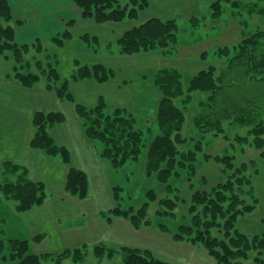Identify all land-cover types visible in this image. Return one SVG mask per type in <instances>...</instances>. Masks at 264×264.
Instances as JSON below:
<instances>
[{
    "label": "rangeland",
    "instance_id": "obj_1",
    "mask_svg": "<svg viewBox=\"0 0 264 264\" xmlns=\"http://www.w3.org/2000/svg\"><path fill=\"white\" fill-rule=\"evenodd\" d=\"M127 1H123V5ZM215 1L148 0L149 6L139 12L137 19L106 24H99L92 18H84L81 9L73 0H27L29 5L24 7L25 12L21 16L16 14L21 8L19 4L17 2H13V6L10 4L14 18L10 24L15 29H19L22 19L26 18L23 22L24 33H27L30 39L29 43H20L18 40L17 43L32 45L40 41L43 44L42 53L32 51L27 57L30 59L31 71L38 73L41 67L55 68L61 77L56 86L60 87L65 81L68 82L69 92L76 102L59 101L57 106L61 110H35L30 119L34 131L31 141L24 142L23 139H18L21 127L17 126L14 143L0 144L2 155L7 157L12 151L15 152V156H18L22 151L26 153L28 147L36 150L31 147L37 132L33 125L34 114L61 112L66 116V123L52 127L49 130L51 136L57 145H59L57 141L65 143L72 157H75V151L78 152V150L72 148L70 141L73 136L77 138L80 153L82 155L88 153L93 159L89 161V165L92 171L97 169V175L93 177L94 186L90 188L88 196L80 199L65 189L66 177L72 162L69 166L65 165L60 157L48 156L40 150L36 151L41 152L44 157H40L39 163L30 169L23 164L24 161L21 163L8 158L4 159L3 168L0 170V185L17 184L24 176L32 182H42L45 185L47 197L41 206L20 213L17 210L19 207L17 201L5 193L0 194V264H19L21 261L13 258L16 252L14 243L23 241L28 242V255H51L49 260L41 264H123L120 252L123 247L149 250L157 259L169 264H218L202 243L195 242L187 236L182 241L174 238L181 226L191 225L195 215H201L202 219H205L202 206L197 207L194 215L191 213L194 195L210 193L212 188L228 181L232 175V172L215 160H204V155L207 157L232 156L238 168L247 164V171L240 177H246L249 183L239 188L237 185L235 190L243 201L240 208H243L244 204H249L254 209L238 217L232 233L236 230L251 239L254 236L264 235V149H258L252 144L254 139L251 135L252 128L235 127L230 121L224 122L226 134H221L219 137L196 130L194 119L200 112V103L205 100V96L199 93L194 94L192 102L188 104L183 103L182 100L176 101L187 110L183 137L186 140L189 139V142L180 149L189 150L194 146H190L193 143L192 140H202L204 152L198 155L196 162L198 171L195 176L189 177L187 172H182V178H173L169 183H163L159 181L157 174L147 172L145 156L120 170L112 168L110 163L101 157V146L98 147L97 143L87 137L84 121L76 113V104H82L87 108L95 107L100 97H103L107 103V113H113L117 109L125 110L136 119L138 129H144L145 132L153 129L156 134L158 104L162 98L159 89L154 85V76L158 70L177 69L184 85H188L195 75L210 66L216 68L218 78L228 66V60L222 58L220 53L217 54L220 48L233 49L245 35L250 36L258 32L264 34V16L248 14L245 9H237L232 3H222V16L214 19L212 4ZM232 1L243 4L256 3L264 7V0ZM70 2L73 3L72 10L67 8ZM64 6L66 14L63 15L64 25L61 26L57 18L64 12ZM60 7H62L61 10H59ZM22 11L24 10L21 8ZM31 12H36L37 17H51L53 23H41L37 17L32 16ZM155 18L163 21L172 19L177 21L179 44L176 50L168 55L145 53L135 56L123 55L118 44L123 34ZM17 19L19 20L16 21ZM71 22H74V26L70 25ZM2 23L5 24L4 21ZM60 27L62 29H59ZM69 29L72 32V39L64 46H56L52 41L53 38ZM85 35H88L89 42L84 39ZM204 53H207L208 57H204ZM37 60H40V67ZM97 64L113 72L106 83L92 79L79 81L72 79L77 71ZM42 82L47 85L45 80ZM35 86L37 84L32 88ZM49 91L56 100L59 99L55 91ZM67 122H69L68 126ZM66 126L68 129H65ZM55 136L57 138L60 136L62 139L56 141ZM82 137L86 138L83 139L84 144L81 143ZM150 137L151 134L145 133L146 139ZM239 138H248L251 142L244 145L238 141ZM94 146L98 150L99 160H97ZM80 157L84 156L80 155ZM41 159H48L51 162L50 168L55 172L45 170L44 166L47 164H44V161L41 162ZM56 160H60V164L65 165L66 168L57 165ZM7 164L19 166L22 170L17 172L7 170ZM169 184H172L171 190ZM115 188L119 189L116 190L118 198H116ZM151 193L156 200L149 202ZM163 200H172L176 204L175 210L162 206ZM145 203H149L145 221L149 222L150 226L145 225V221H141L140 228H136L130 220L117 217L112 219L111 224L107 221L110 211L117 207H122L124 210L133 208L137 213ZM160 211L172 212L174 216L160 215L158 213ZM38 236L44 237L37 241L35 238ZM211 236L223 239L222 228L215 227L211 231ZM99 245H105L120 254L115 255L112 260L108 257L98 259L94 255V249ZM77 249L86 253L82 263L74 261V252ZM67 254L68 258H66ZM258 256V251H253L249 253L248 259L239 261L242 264H262L264 257H261L260 262L257 263L255 260Z\"/></svg>",
    "mask_w": 264,
    "mask_h": 264
},
{
    "label": "trees",
    "instance_id": "obj_2",
    "mask_svg": "<svg viewBox=\"0 0 264 264\" xmlns=\"http://www.w3.org/2000/svg\"><path fill=\"white\" fill-rule=\"evenodd\" d=\"M81 9L83 17L95 19L99 24L118 23L126 19H137L139 12L147 9L148 0H73ZM222 3H232L237 9H245L248 14L264 16V7L259 4H243L232 0H216L212 4L213 18L222 16ZM13 13L8 0H0V55L14 62V78L25 88H32L42 80L47 82V89L55 91L62 101L75 103V98L69 92L68 82L56 86L60 81V75L55 68H42L40 72L31 71L30 56L32 51L42 53L43 44L37 42L32 45L17 43V31L10 24L13 21ZM4 21L5 24L2 23ZM74 26V22L70 23ZM179 27L175 19L163 21L151 19L139 26L132 28L123 34L118 44L121 53L127 56L139 54H172L179 44ZM72 39V32L65 30L53 38L56 46H64ZM84 39L89 42L88 35ZM228 60L227 70L218 78L216 68L210 66L200 71L184 85L182 76L177 69L162 68L154 76V85L159 89L162 98L158 104L156 117V134L153 129L145 132L137 128L136 119L127 111L117 109L113 113H107V103L100 97L95 107L87 108L82 104H76V113L84 121L85 133L89 139L101 146V157L110 163L115 170L126 167L129 163L138 161L145 156V167L148 173L157 174L159 181L169 183L173 178L183 177L182 172H187L189 177L197 174L196 165L198 155L204 152L202 140H192L193 148L181 150L189 139L183 137L186 125V111L176 101L182 100L188 104L192 102L194 94L205 96L200 103V112L195 116L194 127L204 134H215L219 137L226 134L224 122L230 121L232 126L252 128L254 136L252 144L258 149H264V34L261 32L244 36L234 48H220L217 54ZM208 57L207 53L203 54ZM35 57V56H34ZM40 67V60H37ZM113 75L103 65H94L77 71L72 79H92L100 83H106ZM66 116L61 112H37L34 114L33 125L36 134L31 147L45 152L51 157H60L65 165L72 162V154L65 146L57 145L49 130L52 127L66 123ZM153 128V127H152ZM155 129V128H154ZM145 133L151 134L149 139ZM244 145L251 141L248 138H239ZM186 144V145H185ZM264 156V153H263ZM203 159L215 160L232 175L228 181L220 183L210 190V193H196L193 198L194 205L191 213L194 215L197 207L202 206L205 219L201 215H195L189 226H181L174 237L182 241L184 237H191L195 242H200L209 250L218 264H242L239 260L248 259L249 253L258 251L256 262L264 257V235L249 238L247 235L232 231L235 228L239 216L253 211L249 204H243L240 195L236 194V186L248 184L246 177H240L247 171V164L236 167L234 157L203 156ZM7 170L20 171L19 166L6 165ZM25 173V172H24ZM45 185L42 182H32L24 176L19 183H7L0 185V194L5 193L19 203L18 211L27 212L33 207L41 206L46 200ZM67 192L80 199H85L90 190L88 174L80 169L71 167L66 177ZM172 189V184H169ZM236 189V190H235ZM119 190L115 188V191ZM116 198L118 192L116 191ZM154 194L149 195V202L155 201ZM162 206L169 210H175L176 204L172 200L161 201ZM149 203L136 213L133 208L124 210L117 207L110 211L107 221L111 224L114 217L130 220L132 225L140 228L141 221L147 218ZM164 216H174L172 212H158ZM172 213V214H171ZM223 222V223H222ZM221 223V224H220ZM145 225L150 226L145 221ZM215 227L222 228L224 238L212 237L211 231ZM44 236H38L40 241ZM28 242L14 243V257L21 262L19 264H41L50 259L51 255H28ZM123 264H169L157 259L149 250L123 247L121 249ZM74 261L83 262L86 253L80 249L75 250ZM27 254V255H26ZM117 251L105 245H99L94 249V255L98 259H113L118 255ZM68 258V254L66 255ZM118 264V263H114ZM264 264V261L262 262Z\"/></svg>",
    "mask_w": 264,
    "mask_h": 264
},
{
    "label": "crops",
    "instance_id": "obj_3",
    "mask_svg": "<svg viewBox=\"0 0 264 264\" xmlns=\"http://www.w3.org/2000/svg\"><path fill=\"white\" fill-rule=\"evenodd\" d=\"M9 2L11 4V6H13L12 5L13 2H17L19 4V7H21L22 10H24L21 12V8H20V11H18V13H16L17 16L23 15V12H25L24 7L29 5L27 0H12V1L9 0ZM72 5H73V3L70 2V6L67 5V8L68 9L73 8ZM33 8L37 9V7H33ZM61 9H62V7H60L59 10H61ZM65 11H66V8L64 6V12H62V15H60L61 17L57 18L58 19L57 21H59L61 26L64 25V23H63L64 16L63 15L66 14ZM31 14L33 17L38 16V14L36 12H31ZM22 18H24V17H22ZM37 18L39 21H41V23H47V24L53 23L52 22L53 20L51 19V17H49V18L48 17H44V18L37 17ZM18 20L19 19H17L16 21H18ZM22 20L24 22V20H26V18H24ZM23 22L19 26L20 27L19 29L16 28L17 40L20 43H29L30 39H29V36L27 35V33H24L25 26L23 25ZM26 23L27 22L25 21V24ZM47 24H45V25H47ZM59 29H62V27H60ZM14 67H15L14 62H12L10 59L5 58V57L0 55V144L1 143L9 144L10 142L14 143V140H15L14 138L17 134L16 133L17 132V128H16L17 126L21 127L20 132H18V139H23L24 142L25 141L28 142V140L31 141V138L34 135V131L32 129V122L30 121V119H31V114L35 110H40V111H42V110H44V111L45 110H61L59 108V106H57V103H59V101H61V100L58 98H57L58 100H56L55 97L52 96L53 94L47 89V85L45 82L41 81L34 88H25L17 80L14 79ZM52 99L54 100V102H50V100H52ZM21 100H23V101H21ZM48 102H50L51 104ZM50 106H52V107H50ZM68 124H69V122H67L66 125L68 126ZM67 126L65 129H68ZM79 129H80V127H79ZM58 130H60V129H58ZM57 139L61 140L62 138L59 136V138H57V137L55 138L56 141H57ZM66 139H68V138H66ZM83 139H86V138L82 137V139H81L82 144L85 143V142H83ZM78 142L79 141L74 136H73V139H71V141H70V145L72 146V148H74V150L75 149L78 150V152L75 151V153H76L75 157L74 156L72 157L73 161H72L71 167L84 170L88 174L89 181H90V188H91L93 185V177H96V175H97V169H95L94 171H92L90 169L89 164L91 161H93V159H91V157L86 152H85L86 154H84V155H82V153H80V148H79L80 145L78 144ZM57 143L59 145L64 144L63 146H66L65 143H60V141H57ZM75 144H77V146H75ZM94 148L96 149L95 146H94ZM94 148H93V150H95ZM1 149L2 148L0 147V158H1L0 170H1V168H3V160L7 159V158L11 159L13 161L16 160L17 162H21V163H23V161H24L23 164L28 166L30 169V168H33L36 163H39L40 157H42V158L44 157L43 154H41V152H38L36 150H32L30 147H28L26 149V153L22 151L18 156L17 155L15 156V152L11 151V152H9L11 155H9L7 157L2 155ZM15 150H16V148H15ZM97 151L98 150L96 149L95 154H96L97 160H99V156L97 154L98 153ZM80 155L82 157L83 156L84 157L81 158ZM42 161H44L43 162L44 164H47V165H45L46 167L44 166L45 170H48L49 172H55V170L50 168L51 162H49L48 159H45V160L41 159V162ZM56 161L58 162L57 165H60L61 167L64 168L65 165L60 164L61 163L60 160H56ZM83 162H84V164H83ZM101 164L104 165V163H101ZM47 166H49V167L47 168ZM65 168H66V166H65ZM0 174H1V171H0Z\"/></svg>",
    "mask_w": 264,
    "mask_h": 264
}]
</instances>
